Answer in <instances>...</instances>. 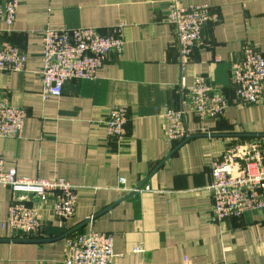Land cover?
<instances>
[{
	"label": "crops",
	"instance_id": "0c3cea01",
	"mask_svg": "<svg viewBox=\"0 0 264 264\" xmlns=\"http://www.w3.org/2000/svg\"><path fill=\"white\" fill-rule=\"evenodd\" d=\"M16 1L15 22L1 26L0 40L27 61L22 73H0V100L25 119L19 137H0V156L20 178L78 189L74 217L64 221L53 214L56 195L19 197L42 223L36 239H19L7 224L13 196L0 188V264H61L66 239L89 230L112 235L111 264H264V210L212 224L206 192L208 165L228 145L257 140L264 157V102L231 103L221 119L203 122L182 106L196 75L234 99L232 63L248 45L264 56V0H176L220 17L204 30L210 48L194 50L183 68L166 22L170 0ZM122 25L121 55H110L95 80L68 81L60 97L41 99L43 30L106 33ZM113 107L127 110L123 141L104 126ZM169 109L183 111L187 140L167 141Z\"/></svg>",
	"mask_w": 264,
	"mask_h": 264
},
{
	"label": "built area",
	"instance_id": "2783aa9c",
	"mask_svg": "<svg viewBox=\"0 0 264 264\" xmlns=\"http://www.w3.org/2000/svg\"><path fill=\"white\" fill-rule=\"evenodd\" d=\"M18 2L0 0L1 26H11L16 19ZM166 22L172 27L178 49L180 68L197 48H210L204 40L209 24L220 23L219 15L207 5L182 6L170 0L166 6ZM123 25L103 33L95 28L51 30L42 32V71L40 97H60L63 85L71 80L96 79L98 70L110 55L120 56L123 48ZM27 56L8 40H0V73H22ZM218 61V58L215 62ZM234 99L214 88L202 76H194L193 86L186 89L182 106L196 114L200 122L221 119L232 104L259 105L264 102V56L256 46L244 48L242 58L230 70ZM166 138L170 143L183 142L190 137L183 125V111L169 109ZM25 112L0 100V137H19ZM127 110L113 107L104 122L109 136L123 141ZM210 182L206 192L212 200L208 219L219 224L239 219L245 214L264 210V157L260 141L228 145L208 165ZM0 188L8 189L13 198L8 207L7 224L19 239H36L42 223L39 210L27 204L21 196L32 195L40 202L56 195L53 214L64 221L74 217L77 187L62 180L25 179L15 170H5L0 156ZM113 237L89 230L66 239L61 264H111L114 258ZM139 250H134L138 252ZM213 264H233L227 258Z\"/></svg>",
	"mask_w": 264,
	"mask_h": 264
}]
</instances>
